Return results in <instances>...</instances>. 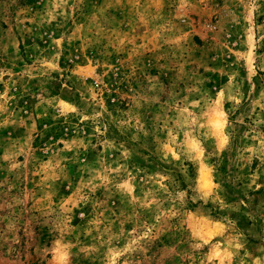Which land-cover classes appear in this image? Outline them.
<instances>
[{
	"label": "rangeland",
	"instance_id": "rangeland-1",
	"mask_svg": "<svg viewBox=\"0 0 264 264\" xmlns=\"http://www.w3.org/2000/svg\"><path fill=\"white\" fill-rule=\"evenodd\" d=\"M0 264H264V0H0Z\"/></svg>",
	"mask_w": 264,
	"mask_h": 264
}]
</instances>
